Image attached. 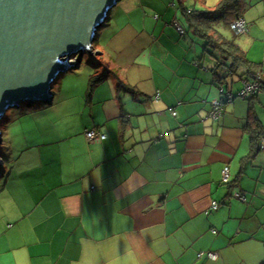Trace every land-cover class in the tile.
<instances>
[{"label":"crops","instance_id":"obj_1","mask_svg":"<svg viewBox=\"0 0 264 264\" xmlns=\"http://www.w3.org/2000/svg\"><path fill=\"white\" fill-rule=\"evenodd\" d=\"M247 2L248 32L232 38L264 76V0ZM195 44H178L184 90L162 82L143 102L145 93L128 85L143 105L129 108L104 84L85 104L78 98L77 114L89 113L74 135L39 122L51 108L31 111V136L39 131L33 138L44 141L25 142L20 170L6 181L13 214L11 225L0 222V264H264V86L208 118L213 102L253 83L231 76L220 84L215 60ZM59 111L61 121L70 115ZM254 120L256 152L247 129ZM89 130L105 139L87 140Z\"/></svg>","mask_w":264,"mask_h":264},{"label":"rangeland","instance_id":"obj_2","mask_svg":"<svg viewBox=\"0 0 264 264\" xmlns=\"http://www.w3.org/2000/svg\"><path fill=\"white\" fill-rule=\"evenodd\" d=\"M188 7L196 10H208L212 5L209 4V1L204 2V0H120L110 10L108 17L97 30L92 43L93 53H85L80 65L72 57L71 61L75 66L67 72L59 74L52 83L53 101L51 104L40 102L32 106L21 104L19 108L6 111L0 120L2 134V143L0 144V222L9 224L7 222L10 221L9 219L12 218L10 215L13 214L6 208L10 190V186L6 187L7 179L10 175L16 177V173L21 167L17 161L22 154H25L27 147L30 144L36 145V143L44 141L42 138H33L39 135V131L31 136V123L34 122L33 118L35 117L31 111L34 108H51L52 111L48 116L37 117L39 122L44 124L53 122L59 129L68 127L71 130L68 132L69 135H74L76 130L88 121L86 115L89 113L88 109L83 115L77 114L82 107L79 105L78 98L85 95L83 102L86 103L89 78L95 73L102 75L106 72L107 78L98 84L92 93L96 89L102 91L105 88L102 87L104 84L110 85L111 87L107 88L112 92L116 90L123 104L125 98H129V108L140 105L138 101L133 102V100H139L138 93L136 94L135 90L134 93L132 88L130 91L126 87L121 89L120 86H117L120 85L119 82L143 91L145 93L143 102L148 101L147 96L151 98V101H154L162 82H167V89L178 86L180 87L178 91L185 89L186 84H182L184 80L180 78V73L184 70L180 68L184 51L178 44L185 43L192 46L196 43L195 45L202 50L201 56L205 55L202 40L190 31H187L185 36H180L172 25L174 17H177L178 22L186 28L183 11ZM132 11L135 13L129 17L124 15ZM216 30L227 38L234 36L221 22H217ZM239 38L240 36H237V39ZM206 57L210 58L207 53ZM124 107L128 108V106ZM61 108L70 112V115L63 118L62 121L59 111ZM25 142L29 145L27 146Z\"/></svg>","mask_w":264,"mask_h":264},{"label":"water","instance_id":"obj_3","mask_svg":"<svg viewBox=\"0 0 264 264\" xmlns=\"http://www.w3.org/2000/svg\"><path fill=\"white\" fill-rule=\"evenodd\" d=\"M119 1L0 0V120L21 104H51L52 83L75 66L72 57L80 65L93 53L96 32Z\"/></svg>","mask_w":264,"mask_h":264},{"label":"trees","instance_id":"obj_4","mask_svg":"<svg viewBox=\"0 0 264 264\" xmlns=\"http://www.w3.org/2000/svg\"><path fill=\"white\" fill-rule=\"evenodd\" d=\"M249 6L250 4L247 0H218L217 3L208 10L184 9L183 15L186 22V28H184L182 24H179L178 21L173 24L180 36H185L186 32L190 31L194 34V36L202 40L205 53L215 60V64L211 71L220 84L225 81L227 77L236 76L240 80L244 79L246 82L253 84L261 83L260 80H262V85H259L262 89L264 86V76H261L259 65L252 63L247 59L245 52L238 46L233 38H227L216 30L217 22H221L233 33L234 38L236 36L246 34L248 32V27L243 19V15ZM237 19H242L245 22L246 31L243 34H236L230 27ZM177 26L180 30H177ZM106 78V72L102 75H98L97 73L93 74L89 78L87 89L88 93L86 92L87 96L89 97L98 84H100L103 80H106ZM119 84L120 85L117 86H120L121 89L126 87V89L130 91V87L120 82ZM237 95L238 94L225 93L223 99L220 100L221 108L219 109L220 113H218L219 117L223 113L224 103L233 102V100L237 98ZM229 96L231 97L230 100L228 99ZM169 111L173 116H175V111L172 108ZM212 111L213 106L211 104V109L208 112V118L215 120V118L211 117ZM257 122L258 121L254 120L255 127H252V125L249 124L247 125V129L250 133V140L254 147V152L260 149L259 145L261 140V132L259 131L260 127ZM215 203L218 205L217 202Z\"/></svg>","mask_w":264,"mask_h":264},{"label":"built area","instance_id":"obj_5","mask_svg":"<svg viewBox=\"0 0 264 264\" xmlns=\"http://www.w3.org/2000/svg\"><path fill=\"white\" fill-rule=\"evenodd\" d=\"M231 29L233 32L236 34H243L246 31L245 27V22L242 19H237L231 24ZM177 30H180L179 27L177 26ZM259 90V85L258 84H245L244 88L242 91L237 95V97L240 98H246L250 95H254L257 91ZM228 99L230 100L231 97L229 96ZM213 111H212V118H216L218 116L219 109L221 108V103L220 102H213ZM85 137L89 141H93L97 138L104 140L105 135L101 134L95 130H89L85 132ZM221 181L222 183L226 184L229 182V168L225 166L222 171H221ZM238 200L243 201L244 199L241 198L239 195L236 196ZM210 209L212 211H215L218 209V205L215 202L211 203ZM207 256L210 259H215V256L212 253H208Z\"/></svg>","mask_w":264,"mask_h":264}]
</instances>
